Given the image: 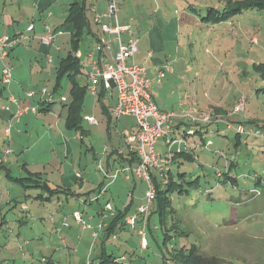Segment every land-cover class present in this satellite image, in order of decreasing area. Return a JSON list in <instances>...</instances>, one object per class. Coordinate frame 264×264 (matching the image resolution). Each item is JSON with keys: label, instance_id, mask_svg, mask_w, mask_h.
<instances>
[{"label": "rangeland", "instance_id": "rangeland-1", "mask_svg": "<svg viewBox=\"0 0 264 264\" xmlns=\"http://www.w3.org/2000/svg\"><path fill=\"white\" fill-rule=\"evenodd\" d=\"M228 1L165 0L166 4L160 0V11L164 15L180 19L179 41L168 44L165 53L156 54L162 59L167 57L164 64H169L174 71L173 74L164 72L159 91L164 104L161 107L166 112L174 111L177 116H183L190 113L189 109L193 108L189 107L196 101L207 108L208 101H211L218 103L223 112L227 111V116L218 119L214 117L218 114L215 110L204 113L212 120L200 123L204 126L201 132L211 144L206 148L201 145L202 149L196 152V160L185 164V170L191 172L186 179L193 180L199 176L198 184L191 187L183 183L186 191L170 195L174 212L168 215L166 227L177 221L179 228L175 232H167L172 236L168 247L178 250L195 245L204 255L215 256L225 264H264V187L256 185L249 177L260 174L264 164V143L252 134L239 132L240 127L245 132L257 128L264 132V94L255 93L263 82L253 69L255 63L264 62V6L245 10L220 22L201 19L200 10L188 6L191 3L197 8L206 4L222 8ZM229 22L234 26L228 27ZM93 30L97 31L96 28ZM65 36L56 39L63 55L69 48ZM252 37L258 42L253 43ZM98 38L107 40L109 37L99 31ZM91 44L86 35L80 47L85 50ZM111 46L115 48V41ZM94 47L97 49V41ZM146 66L147 78L154 82L153 67ZM75 78L85 82L81 75L76 74ZM70 82L67 74L61 77V86L53 94L57 98L53 105L55 113L40 112L41 115L34 118L36 121L22 123L21 134H12L9 148L5 151V156L13 153L8 158L9 162L4 164L10 167V173L0 166V264H89L97 255L99 241L90 235V230H82V225L74 220L72 213H82L84 220L85 215L103 213L100 216L109 220L116 212L113 205L123 209L132 197L131 211L125 216L128 218L135 213L132 211L136 205L143 202L145 184L137 180V188L131 195V188L123 181L122 175L112 181L105 195H101L105 178L95 167L101 161V155L109 152L111 147L104 149L108 144L106 123L88 89L83 103L82 125L89 131L83 139L75 136L76 131L66 129L65 116L61 118L60 128L55 124L61 106L59 98L68 97ZM154 88L157 91L159 87L154 85ZM111 94L115 99L116 90H111ZM240 96L245 98L244 108L235 113L234 103ZM109 102L105 100V104ZM180 102L186 105L181 107ZM194 107L198 110L199 106L196 104ZM87 112L96 115L97 125H88L84 119ZM184 119L189 122L183 124L187 131L193 125L190 118ZM196 135V141H199L200 136ZM66 145L69 146L67 156ZM47 162L50 168L61 166L70 173L78 163L81 168L87 163L89 167L84 169L87 181L82 192L73 194L79 191L78 184L72 180L71 188L66 184L63 186L64 183L58 181L57 170L52 173L50 168L45 176L40 174L41 181H46L49 187L54 188L52 190L25 186L16 181L15 178L27 177L31 170L44 172L42 164ZM224 172L235 177L236 184L218 182V175L222 178ZM23 183L29 185L31 181L23 179ZM40 193L42 197H36ZM107 201L112 204V214L105 209ZM64 218L67 226L62 223ZM155 218L153 216L157 227ZM87 223L94 226L95 222L87 220ZM179 231L187 235L180 236ZM153 233L161 244V231L157 228ZM146 236L148 246L141 249L137 230L128 227L118 239L106 243L107 252L123 255L131 264L135 259H144L146 264H161L159 245L148 232ZM132 251L135 253L133 260L130 258Z\"/></svg>", "mask_w": 264, "mask_h": 264}, {"label": "crops", "instance_id": "crops-1", "mask_svg": "<svg viewBox=\"0 0 264 264\" xmlns=\"http://www.w3.org/2000/svg\"><path fill=\"white\" fill-rule=\"evenodd\" d=\"M163 1L165 2V0ZM69 3L70 0H0V36L3 35L13 36L20 32L24 33L27 26L29 25L33 26L32 31L26 32V34H28L29 37L23 40L21 43L14 46L13 48H11L7 58H5L4 60H0V76L4 65H9L10 67H12L11 81L6 84H3L0 81V166L4 170H7L8 173H10V167L4 164H7L9 162L8 158L13 152H10L5 156V151L7 150V148H9V141H11L10 139L13 138L12 134L15 135L21 134V124L22 123L27 124L28 122L36 121L37 117L41 115L40 112H48L47 114L51 113V115L52 113H55V111L53 110L54 108L53 105L55 103V100H57V98L53 94L56 93L57 91L53 92L52 89L56 82V70L60 60L71 49L70 37H71L72 27L70 24H64V20L67 16V11H68L67 9ZM83 4L85 8V16L87 18V23H88L87 29L84 30L85 32L83 34V39H85L87 35V37L90 39L92 44L91 46H88L85 50H82V48L79 45L78 49L74 52L75 57L77 53L79 54L78 62L81 68V72H79L78 75L81 76H83L82 67L85 61L86 53L93 49V46L95 44V41H97L98 39V34L100 31L99 24H97L94 21V15L96 14V12H102L105 10L106 0H84ZM188 6L192 7L191 3H188ZM117 15L120 23L128 24L131 26L134 35L138 39V43H137L138 50L134 55L135 61L137 63L143 64L144 66L149 64L151 67H153V70L152 69L151 70L154 72L153 76H155V81L153 82L152 79L149 78L150 90L152 92L153 99L157 104V106L159 107V109L165 111L161 107V104H163V100L160 99V95H159L160 87L162 86L165 74L158 81L156 68L159 67L161 64H164L165 60H167V57L166 59H162L156 54L165 53V51H167L168 44H174L179 41L178 35H179L180 19H178V17L168 18V16L164 15L160 11V0H120ZM45 25L49 26L52 30H55L56 32L55 40L53 42V45L50 47L43 46L39 41V37L45 34ZM233 26H234L233 22H229L228 27H233ZM94 28L97 29L96 32L93 30ZM245 34L249 35V32L245 31ZM62 36L66 37L65 42L68 43V47H69L64 55L62 48L60 47L59 43H57L56 41L57 38ZM142 40H144L145 42ZM251 41L253 43L258 42L257 38L255 37H252ZM142 42L143 44H141L140 46V43ZM47 54L51 55V62H48L46 56ZM147 71L148 69L146 66V75L148 76ZM170 73L173 74L174 71H171ZM78 82L83 86L85 85V82L81 83L79 80ZM154 85H157L159 87L157 91H155ZM41 88H47L49 91H51L53 97L52 100H50L49 102H47L46 100L45 101L40 100L39 90ZM101 90H102L101 85H99V91ZM27 91L34 92L32 99L26 98L25 94ZM11 95L15 96V98L18 100L19 105L37 104L38 108H42L40 103L44 102L45 103L44 106H48V107L43 111H38L40 114L27 113L22 117H20L18 121H16L15 119H13L12 114L16 109L17 104L8 102V97ZM98 96L99 94L97 96L94 97L92 96V97L95 98L94 100L100 109L101 117L104 119V122L106 123L108 144L104 145V149L106 151L108 147H111V150L109 152H106L101 155L102 159L100 162L96 164L95 167L98 169L99 172L103 174L105 178V181H103L102 183L103 188L101 187L102 190L101 195L106 194L107 189H110L109 186L112 185V181L113 180L116 181L119 175H122L123 181L126 182L131 188L130 192L132 195L137 188L138 185L137 180L139 179L132 176L128 177L126 175V172L124 171L125 168L132 167L136 164L135 161L131 162L132 155L130 154L127 146L125 145L124 136L126 133H129L133 130V127L135 126V119L133 116L130 115L122 116L118 120L113 119L110 115V111L115 103V99H112L111 91L107 92V94L103 93L102 103L107 108L108 112L106 114L102 112L101 104L97 100ZM60 97H65V96H60ZM241 98L243 97L240 96L239 99L234 103V105L237 104V102ZM65 99H66L65 101H61V99L59 98L61 106H60V111L57 112L58 119L55 122V124L59 128H60V124H59L60 121L64 118V116L66 117L67 114L69 91H68V97H65ZM106 99L110 101L109 104L107 103L105 104ZM243 99L245 100V98ZM5 104L9 105L10 110H6L3 108ZM179 104L181 107H184L186 105L185 102H180ZM196 104L199 106L198 110H194L195 108L194 106ZM189 108H193V109H189L188 112H190L194 117H199L204 113H206L208 110L210 111L215 110L216 113L218 114L214 117H216L217 119L220 116H222L221 118H224L223 116H227L226 115L227 111L223 112L222 107L218 103H214L211 101H208V108L200 105V103H198L197 101L195 104H193V106ZM221 113H223L224 115H221ZM85 116H93L96 118V115L91 112L85 113L84 117ZM34 118L36 119L34 120ZM211 120L212 118L210 119V121ZM186 122L189 123L183 117H179L178 119L176 118V120H174L173 122V125L175 126L174 129L181 128V126L183 127V124H185ZM190 123H192L193 125L192 128H194L195 123H198L200 126L201 125L200 123L202 122L197 121L193 123L190 121ZM97 124L98 121L96 124L88 123V125L91 126ZM9 125H11V128L8 137L7 134L5 133V129ZM202 127L204 126H201V128ZM175 133L173 134L174 136ZM75 136L79 137L81 140L83 139L79 131H76ZM196 136L198 135L196 134L187 135L186 136L187 144H181L179 146L180 151L186 149L193 150L194 155L192 157L193 158L192 162L196 160V152L198 149H202L201 145L203 143V140L201 138L202 134L201 136L199 134L200 136L199 141H196ZM63 139L66 140L65 137H63ZM204 140H206V138H204ZM190 143H194L199 146L191 147ZM155 147L158 152L164 153L167 151L166 142H162L160 141V139L156 142ZM173 148H175V151H177L176 149L177 145H175V147L173 146ZM68 153H69V146L66 145L65 155L67 156ZM94 159H96L95 156ZM18 161L19 159L16 158L15 162L18 163ZM25 164L27 163L25 162ZM42 166H44L43 167L44 172L42 171L40 172L38 170L35 171L31 170L30 172H39L43 175L44 174L46 175V170L50 168V166L48 162L46 164L43 163ZM88 167L89 166H87L86 163L81 168L78 163V166L72 167L71 173L67 172V170L64 171V169H62L61 166H59L58 168L56 166H52L50 169L52 173H54L57 170L59 183L61 184L64 183L63 186L65 184L68 185L67 188H71V186L69 185L70 183L72 184V180H74L78 184L79 191L77 192L74 191L73 194L79 195L82 192L81 190L83 188V185L87 181V176L85 174L84 169L86 168L88 169ZM19 168H20L19 171H21V166H19ZM115 170H118L119 172L115 178H112L111 176L115 172ZM154 173H156V171H154ZM70 193H72V191H70ZM111 197L113 200V195ZM108 202L110 201H107V203ZM132 202L133 200L131 197V199L127 201V204L129 203L131 204ZM140 204L141 202H139V204L136 205V209L132 212H136ZM126 205H124V207ZM113 206L116 209V211L121 210L117 208L115 204ZM131 208L132 205L128 207V211H127L128 214L131 211ZM115 213L111 215V218L114 216ZM101 214L103 213H100V215ZM100 215L99 213L85 215L84 216L85 221L87 222L88 220L91 223L95 222L93 224L94 226H91V228H83L81 226L83 231L90 230L91 234L90 233L89 234L93 238L97 239V241H99L98 242L99 250L97 254L100 253L101 251V244L103 240L102 230L106 227L107 222H109L110 220V219L107 220L106 216H100ZM125 220L126 218L124 219V221ZM101 222L104 223L103 229L99 230L96 235H93V231L97 229V225ZM150 223L152 224L153 229H157L153 218L151 219ZM138 225L139 223L137 224L136 227H138ZM118 226L121 225L118 224L117 227ZM123 226L124 227L117 232L115 237L108 238L105 241L106 250H107L106 243L108 242L112 243L115 238L118 239L120 234L128 229V226L126 224ZM78 238L81 239L80 234L78 235ZM93 260L94 259L90 260V264H92L91 262ZM144 261L146 260H143V262Z\"/></svg>", "mask_w": 264, "mask_h": 264}, {"label": "built area", "instance_id": "built-area-1", "mask_svg": "<svg viewBox=\"0 0 264 264\" xmlns=\"http://www.w3.org/2000/svg\"><path fill=\"white\" fill-rule=\"evenodd\" d=\"M120 0H106L105 10L96 12L94 21L99 24V30L102 31L109 38H98V47H95L86 53L85 61L82 67L83 77L85 78V86L88 91L97 96L101 92L106 93L111 90H116L115 103L111 108L110 115L113 119L118 120L122 116L130 115L135 119V126L133 130L126 133L124 142L130 153L136 158V164L132 167L124 169L128 177L132 176L145 184V191L143 202L138 206L136 212L126 218L125 223L128 227L136 229L140 236L141 249L147 248V219L149 210L153 204L155 196V186L152 180V173H162L168 169L172 161L175 145L179 152L181 144H187L186 136L193 135L194 130L188 129L185 131L184 127L174 129V120L179 117H188L193 122L208 123L211 119L210 115L203 114L199 117H194L191 113H184L183 116H177L174 111L166 112L159 109L153 99L150 90V81L146 75V67L143 64L137 63L134 55L138 50V39L130 25L119 22L118 9ZM33 26H27L25 32H20L16 35L0 36V60L8 57L11 48L27 39L29 36L26 32L32 31ZM56 37L55 30L45 25V34L39 37L40 43L45 47H50ZM115 41V48L111 44ZM48 62H51V55L47 54ZM79 58V54H76ZM162 67H157L158 81L164 76L165 71H172L169 64H161ZM12 78V67L4 65L0 81L3 84L9 83ZM99 85L102 90L99 91ZM40 100L49 102L52 100V93L47 88H41L39 91ZM34 92L27 91L25 96L27 99H32ZM61 101H65V97H60ZM9 103L17 104L12 117L16 121L27 113L37 114L38 106L35 104L19 105L15 96L8 97ZM245 100L241 98L235 104L234 112H239L244 108ZM4 109L10 110L9 105L5 104ZM84 119L89 124H96L97 120L93 116H85ZM11 125L5 129V133L9 137ZM175 130V131H173ZM176 132V133H175ZM239 132L244 134H252L254 138L261 139L264 142V132L262 129H255L245 132L242 127ZM175 133V136L173 135ZM185 134V135H184ZM165 139L167 144V151L164 153L156 150V142L159 139ZM210 141H206L203 145L206 148L210 145ZM191 146H199L190 143ZM118 170L112 174L115 178ZM106 211L113 212V207L108 202L105 204ZM72 217L81 223L83 228H91L87 223L82 213L73 212ZM63 225L67 226V222L62 219ZM139 223L138 227L137 224ZM104 223L97 225V229L93 231V235L103 229ZM151 264V263H150Z\"/></svg>", "mask_w": 264, "mask_h": 264}, {"label": "trees", "instance_id": "trees-1", "mask_svg": "<svg viewBox=\"0 0 264 264\" xmlns=\"http://www.w3.org/2000/svg\"><path fill=\"white\" fill-rule=\"evenodd\" d=\"M83 2L84 0H70L68 5L67 16L64 20V24H70L72 27L70 37L71 49L58 63L56 70V82L52 89L53 92L58 91L61 86V77L67 74V77L71 82L67 114L65 117V127L69 131H79L82 137L88 131L82 125V110L84 99L87 93V87L85 85H81L75 78V75L81 72V68L78 58L75 57L74 52L78 49L80 42L83 40V34L85 32L84 30L87 29L88 25ZM263 6L264 0H230L228 1L227 5L222 8H214L211 5H205L200 6V8L192 6L191 9H199L200 13L198 14L200 15L201 19H212L220 22L232 19L234 16L242 13L245 10ZM202 10L204 11L202 12ZM253 69L263 82L260 87L256 88L255 93L264 94V62L255 63L253 65ZM97 100L101 104L102 112L106 114L108 112L107 108L102 103L103 92L99 94ZM40 105L42 108H39V111H43L48 107L44 106V102H41ZM191 129L194 130V134L198 133L201 136V125L199 126L198 123H195L194 128ZM201 138L203 140L202 145H204V142L207 140H204L205 137L203 135ZM130 154L132 155L131 162H136L135 156L132 153ZM193 155V150L186 149L179 152L174 150L172 161L169 164L168 169L162 173H152V180L155 186V196L148 214L146 233L148 232L151 238L159 245L161 264H168L169 261H171V264H225V262L220 261L215 256L204 255L195 245H191L189 248L181 247L178 250L174 249V247L173 249H169L168 247L172 236L167 232L169 230L175 232L179 228L177 221H174L169 228L166 227L168 215L174 212L170 195L173 192H183V190H185L183 183H187L189 186L194 187L199 182V176L193 180L186 179L187 175H190L191 172L185 170V164L192 163ZM172 167H175V169L173 170ZM9 176L11 177L10 174ZM223 176L224 177L221 178V175H218V182L236 184V178L231 176L229 172H224ZM249 177L253 179L256 185H261L264 187V179L260 180V178L264 177V164L261 168L260 174L249 175ZM15 179L16 181H20L21 184L25 186H35L43 189L45 188L47 190L54 189L49 187L46 181H41V174L39 172H29L27 177ZM23 179L30 180L31 184L27 185L23 183ZM36 197H42V194H37ZM46 198H48V196ZM128 207H130V203L127 204L123 209L117 210L114 216L109 220V222H107L106 227L102 230L103 240L101 244V251L94 258V262H91L92 264H131L124 259L123 255H117L114 252L108 253L105 246V241L108 238L115 237L117 232L124 227L123 225L126 224L124 219L128 214ZM153 216H156L155 220L158 222L157 228L161 231V244L157 242L152 230V224L150 221ZM118 224L121 226L117 227ZM179 234L180 236L187 235L185 232L180 231ZM134 254V251H132V256L130 257L131 260L134 259ZM143 260L137 259L135 260L134 264H146L143 262Z\"/></svg>", "mask_w": 264, "mask_h": 264}]
</instances>
